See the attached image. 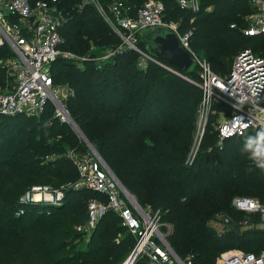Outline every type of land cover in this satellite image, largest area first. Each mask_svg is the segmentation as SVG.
<instances>
[{"label": "trees", "instance_id": "16d2710c", "mask_svg": "<svg viewBox=\"0 0 264 264\" xmlns=\"http://www.w3.org/2000/svg\"><path fill=\"white\" fill-rule=\"evenodd\" d=\"M100 1L107 10L114 0ZM120 1L133 14L146 0ZM56 2L66 16L60 34L77 51L89 45L77 38V30L86 26L94 37L108 26L117 41L94 4ZM163 3L164 19L176 22L180 32L192 30L191 48L216 74L229 71L240 49L264 51V36L241 30L248 25L247 0H199L198 10L181 8L177 0ZM154 31L143 34L139 47L143 48L142 41L149 45ZM10 53L7 45L0 44V60ZM118 53L99 68H77L63 58L54 61V82H64L73 91L64 100L71 119L136 201L159 210L167 241L178 256L190 257L192 264H216V257L228 247L257 252L264 245V230L237 217L231 206L234 195L264 201V173L249 171L250 162L240 150L244 136L255 130L218 143L219 112L230 114L232 109L215 102V112L198 136L201 89L184 77L188 74L198 81L197 69L179 71L172 65L181 76L152 61L143 69L136 65V51ZM5 79L0 65V89ZM75 135L67 122L52 115L51 103L38 117L0 115V264H117L133 246L134 236L112 209L87 238L77 231L88 218V200L106 201L99 191L69 187L60 204L19 202L20 194L33 184L60 186L79 178L69 151L80 155L88 147L77 135L80 144L73 145ZM17 208L23 209L19 215ZM216 211L224 216L215 218ZM214 219L231 227L217 233L208 224Z\"/></svg>", "mask_w": 264, "mask_h": 264}, {"label": "built area", "instance_id": "2783aa9c", "mask_svg": "<svg viewBox=\"0 0 264 264\" xmlns=\"http://www.w3.org/2000/svg\"><path fill=\"white\" fill-rule=\"evenodd\" d=\"M178 3L192 10L199 8V0H178ZM247 4L250 11L245 17L248 25L241 29L243 34L264 36V0H247ZM99 5L98 12L121 40L116 50L136 51L141 67L152 61L178 74L171 64L154 56L147 43L145 49L138 45L146 31L169 27L175 32L180 45L192 58L190 67L197 66L198 70V81L185 78L201 89L197 106V122L203 126L200 135L210 114L215 112V102L232 109L230 114L223 110L219 112L220 118L215 125L218 143L228 136L240 135L247 129L257 131L264 127V51H255L252 47L240 49L234 55L229 71L219 75L191 48L192 30L180 32L174 22L164 19V4L161 1L147 0L133 14L129 13V6L120 0H114L107 10ZM64 21L56 0H0V44L12 50L18 63L14 68L16 74L13 82L0 91V115L39 116L51 103L55 106L57 118L69 123L88 147V152L80 155L74 156L69 151L79 170V178L74 183L60 186L33 184L20 194L19 202L60 204L69 187L99 191L106 196V201L90 198L87 204L88 218L76 228L87 238L107 210L115 211L135 238L129 252L117 264H192L190 257L181 258L168 243L167 229L162 226L159 210H145L121 186L104 160L75 126L65 103L58 97L52 65L58 58L71 57L69 52L62 50L65 39L59 28ZM237 116L243 118L247 128L232 126ZM232 205L238 210L254 213L260 228L264 230V201L253 196H235ZM22 212L23 209L17 208L15 215ZM215 262L264 264V245L257 252L240 248L222 251Z\"/></svg>", "mask_w": 264, "mask_h": 264}, {"label": "rangeland", "instance_id": "374dc122", "mask_svg": "<svg viewBox=\"0 0 264 264\" xmlns=\"http://www.w3.org/2000/svg\"><path fill=\"white\" fill-rule=\"evenodd\" d=\"M85 2H90L92 4H94L95 8L98 9V5L100 4L101 5V1L100 0H83ZM147 1V0H146ZM163 3V0H159ZM178 1V0H177ZM84 2V3H85ZM164 4V3H163ZM99 5V6H100ZM181 8H186V7H182L181 5H179ZM188 9V8H186ZM192 10V9H191ZM64 17H66L64 15ZM105 21V20H104ZM103 23V22H102ZM176 25L177 23L174 22ZM178 26V25H177ZM108 29V26H106L104 28V31H101V30H97L96 34L97 36H91L90 35V27L89 26H86L85 28L81 29V30H77V38L79 39H84V40H88L89 41V45L87 47V49H85L84 51H77L73 46L72 44L70 43H66L64 42L63 43V47H62V50L64 52H69L71 54V57H67V58H63L65 60H67V62H70L72 64V66L74 67H77V68H83L84 66H96V67H103L105 64L107 63H110L112 60H114V58H116V56L119 54L116 49L118 46H120V38L119 36H117V41L116 40H113L111 38V33L109 32ZM142 43L141 46H143V48H145V42L142 41L140 42ZM10 49V48H9ZM115 50V51H114ZM119 50V49H118ZM11 53L10 55L3 59V60H0V65L4 68V71L6 72V79H5V86L0 89V90H4L5 88H7L14 80L15 78V74H16V70H14L15 66L18 64L17 61H16V56L15 54L12 52V50L10 49ZM195 51V50H194ZM196 52V51H195ZM197 53V52H196ZM199 57L203 58L206 62L207 60L202 57L199 53H197ZM232 59V58H231ZM208 63V62H207ZM148 64V63H147ZM147 64L145 66H140V61L139 59L137 60L136 58V65L140 68H143L145 69L147 67ZM209 64V63H208ZM210 66V65H209ZM195 68L197 69V66H192V68ZM193 68V69H194ZM211 68V67H210ZM191 69V67L189 68ZM197 73H198V70H197ZM109 76H110V73H109ZM187 77L191 80H193V78H191L190 76H188V74H185L184 77ZM112 79L114 78L113 76L111 77ZM101 79V78H100ZM195 81V80H194ZM55 83V88L57 90V95L58 97L61 99V101H63V103H65L66 105V98L68 96V94L72 93L73 91L70 89V87L64 83V82H61V81H58V82H54ZM52 105V115L58 120V122H64V121H61L57 118V116L55 115V106ZM68 110V109H67ZM69 112V111H68ZM25 116H36L38 117V115H34V114H30V115H25ZM220 118L219 115L217 117V119ZM217 121V120H216ZM208 121H206L207 123ZM66 123V122H65ZM206 123L204 124V126L206 125ZM69 124V123H68ZM70 125V124H69ZM71 126V125H70ZM72 127V126H71ZM203 126L201 127L200 125H198V122H197V135L199 136L200 133H201V130H202ZM73 129V133L74 135L76 134L82 141V137L80 136V134L72 127ZM81 131V130H80ZM75 137L72 139V143L73 145H76V144H80V142L78 141L77 137ZM197 141H198V138L195 139V144H194V147H193V150L192 152L195 154V151L197 149ZM84 142V141H83ZM85 143V142H84ZM86 144V143H85ZM87 146V145H86ZM87 152V151H85ZM102 158V157H101ZM51 184V183H50ZM74 188H83V187H74ZM235 197V195L233 196ZM233 197L231 198V206L233 207L232 205V199ZM254 197V196H253ZM258 198V197H257ZM259 199V198H258ZM145 208V210H157V209H154V208H150V207H143ZM234 209V213L236 214V216H241L242 218L241 219H247V220H252L253 224L251 226H253L254 228L256 227H259L260 228V224H258V220H257V217L256 216H253L251 214H248V213H245L241 210H238L236 209L235 207H233ZM229 211L231 209H228ZM221 211H216L214 214L216 216H224L222 213H219ZM214 215V216H215ZM250 216V217H249ZM221 217V218H222ZM216 218V217H215ZM208 224L213 227L217 233H221L222 231L226 230L227 228H230L231 224L230 225H225L224 223H220L218 222L216 219L214 220H209L208 221ZM162 225L163 227L166 226V223L162 222ZM167 228H171L169 226V224H167ZM247 226H242L241 228L242 229H245ZM83 236V235H82ZM86 238V236H83V239ZM233 248H236V247H228L226 248L225 250H231ZM224 250V251H225ZM219 257V255H218ZM218 257H216V261L218 260Z\"/></svg>", "mask_w": 264, "mask_h": 264}, {"label": "water", "instance_id": "95a60500", "mask_svg": "<svg viewBox=\"0 0 264 264\" xmlns=\"http://www.w3.org/2000/svg\"><path fill=\"white\" fill-rule=\"evenodd\" d=\"M149 48H150L151 52L156 57H158L160 60H162L168 64L175 66L176 68L179 69V71L180 70L181 71L188 70L192 64V58H191L189 52L180 45V42L178 40L177 35L169 27H160V28L156 29L154 32H152L151 41L149 43ZM179 71H178V74H180L182 76V74ZM73 123H74V121H73ZM75 126L77 127L76 124H75ZM90 146L99 155V153L96 151V149L92 146L91 143H90ZM115 177H116V175H115ZM120 184H121V182H120ZM121 186L125 189V187L122 184H121Z\"/></svg>", "mask_w": 264, "mask_h": 264}, {"label": "clouds", "instance_id": "9594fccd", "mask_svg": "<svg viewBox=\"0 0 264 264\" xmlns=\"http://www.w3.org/2000/svg\"><path fill=\"white\" fill-rule=\"evenodd\" d=\"M234 128H247L243 118L237 116L233 119ZM241 152L244 153L250 162L249 171L259 170L264 173V127L259 128L253 134L244 136Z\"/></svg>", "mask_w": 264, "mask_h": 264}]
</instances>
